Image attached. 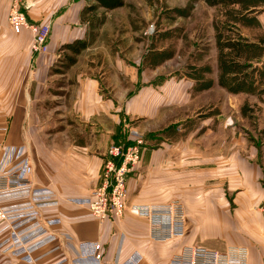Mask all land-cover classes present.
Returning <instances> with one entry per match:
<instances>
[{
	"label": "crops",
	"instance_id": "0c3cea01",
	"mask_svg": "<svg viewBox=\"0 0 264 264\" xmlns=\"http://www.w3.org/2000/svg\"><path fill=\"white\" fill-rule=\"evenodd\" d=\"M13 2L0 0V145L12 149L5 170L21 171L29 163L34 180L51 186L59 198L58 205L40 211L53 237L28 245L34 263L98 264L94 245L99 243L104 258L116 264H165L184 244L214 249L242 244L249 248L248 264H264L263 227L256 210L264 200L260 184L264 163L259 151L264 141L237 136L233 130L232 145L226 148V124L239 119L226 118L219 104L210 109L214 113L200 110L204 105H194L193 89L183 74L170 72L167 78L146 84L161 72L164 61L172 66L174 61L166 57L153 74L143 71L139 66L145 46L141 25L133 27L124 19L121 49L115 56L114 41L107 39L111 34L106 35L111 26L104 25L100 37L65 68V55L71 53L62 45L88 39L86 7L97 2L20 0L30 21H52L48 51L42 54L32 51L29 30L14 33L8 24ZM261 21L264 27L262 17ZM219 37L222 42L223 35ZM214 58L218 70L210 74L211 83L199 89L203 94L225 87L219 83L221 69ZM263 59L239 57L237 62L258 69L264 66ZM247 73L233 69L231 76L244 85L247 79L264 78V74L251 78ZM255 85L231 93L252 95L259 90ZM241 108L236 107L240 114ZM128 124L142 134L144 144L140 162L128 174L127 210L121 218L99 223L86 203L109 146L124 141ZM18 147L24 148V155L16 159ZM176 198L185 207L186 234L169 241L151 239L147 221L130 207ZM27 204L25 198L2 201L12 209ZM9 224L0 220V248ZM233 224L240 227L238 238L229 234ZM26 254V249L0 252V264H27Z\"/></svg>",
	"mask_w": 264,
	"mask_h": 264
},
{
	"label": "rangeland",
	"instance_id": "374dc122",
	"mask_svg": "<svg viewBox=\"0 0 264 264\" xmlns=\"http://www.w3.org/2000/svg\"><path fill=\"white\" fill-rule=\"evenodd\" d=\"M214 1L124 0L122 6L112 11L102 10L97 5L90 4L86 7L84 16L89 22V36L86 41H88L89 46L94 39L100 37V29L104 25H110V32H107L106 35L111 34L107 39L114 41L112 50L115 56L121 49V47L118 48L120 45L119 38L124 35V19L128 20L133 27L141 25L142 30H144L145 46L141 59L142 65L139 66L143 67V71L153 74L155 66L166 57H172L174 61L173 66L166 65V61H164L161 64V72L155 73L146 84L155 78V80H158L159 77L167 78L170 72H176L177 75L183 74L182 77H185L193 89L194 105L196 103L204 105L200 110L214 113L210 112V109L219 104V106L223 105L226 118L230 120L239 119L230 126L228 123L226 124L224 132L226 148L232 145L233 130L237 136L239 134L251 135L261 143L264 141V78L259 79V81L258 79H247L244 85L246 89L253 87L252 84L255 85L257 81L259 82L255 85L259 89L258 92L252 93V95L236 96L225 87H221L224 89L222 91L212 90L206 94H203L199 89L210 84L212 81L210 74L218 70L217 66L214 65V57L218 58L219 55L217 41L219 36L223 35L222 41L230 39L231 41L240 40L243 43H252V40L256 39L258 42L259 37L264 35L263 22L261 21V17L264 19V2L235 0L232 3V0H225L226 2L219 0L218 3H214ZM259 52L260 54H258ZM254 55L257 58L261 56L264 58V48L254 53L247 52L240 57V60L244 61V57ZM65 63L63 66L67 68ZM248 67L244 65L239 69L237 67L233 69L239 73L249 72L251 78L255 73H257L258 78L264 74V66H259L258 69ZM237 105H242V114L236 111ZM254 125L255 127H253ZM127 126V135L137 131L143 137L134 126L131 124ZM215 134L217 133L214 132L213 135ZM247 143L249 145L250 142ZM260 146L259 151L263 159L262 163H264V144H260ZM262 167L260 184L264 187V164ZM102 169L103 165L97 176L96 187L100 184ZM256 210L260 213L264 236V200L257 206ZM239 229V225L233 224L232 233L229 232V234L238 238ZM237 241L239 242L238 239ZM237 246L245 245L238 244ZM245 247L248 249L249 255V248L248 246Z\"/></svg>",
	"mask_w": 264,
	"mask_h": 264
},
{
	"label": "built area",
	"instance_id": "2783aa9c",
	"mask_svg": "<svg viewBox=\"0 0 264 264\" xmlns=\"http://www.w3.org/2000/svg\"><path fill=\"white\" fill-rule=\"evenodd\" d=\"M29 4L25 5L27 8ZM20 0H14L7 21L14 33L23 29L31 34V49L35 54L48 51V40L52 21H30L22 9ZM144 139L137 131L126 135L123 142L113 143L107 150L103 162L101 181L95 187L86 203V209L99 223L121 218L127 210L128 174L140 162ZM11 147L0 145V220L10 222L2 240L1 253L26 249L25 262L35 264L29 254V244L53 236L40 219L44 207L56 206L59 198L49 185H39L33 178V168L24 163L21 171H8ZM24 155V148L18 147L14 158ZM25 198L28 204L12 209L2 205L8 199ZM131 211L148 223V235L155 241H169L182 238L187 231V217L183 202L176 198L162 204H136ZM94 259L98 264H116L104 258L101 244L94 245ZM248 249L245 246L230 245L223 250L201 244H184L176 249L165 264H248Z\"/></svg>",
	"mask_w": 264,
	"mask_h": 264
},
{
	"label": "trees",
	"instance_id": "16d2710c",
	"mask_svg": "<svg viewBox=\"0 0 264 264\" xmlns=\"http://www.w3.org/2000/svg\"><path fill=\"white\" fill-rule=\"evenodd\" d=\"M95 1L97 2L98 6H102L107 9L117 8L124 4V0H95ZM218 2L219 0L214 1V3H218ZM222 2H226V1L223 0ZM231 2L233 3L235 2V0H232ZM259 2L263 3L264 0H259ZM87 46H88V41L81 39H77L71 43H66L62 45L63 49H67L71 53L65 55L66 66L73 64L76 60L75 56L79 54ZM224 48H228V50L225 51ZM261 48H264V35L260 36L258 42L255 43H243L240 40L231 41L230 39L229 40L226 39L225 41L221 42L219 37L218 63L221 69L219 83L225 86L232 93H236L242 90L244 88L243 82L240 80L235 81L234 77L231 76V73L233 72V68L237 67V69H239L240 67H243L245 65V64L240 65V63L237 62L239 57L250 51L252 53L258 52L261 50ZM258 54H260V52Z\"/></svg>",
	"mask_w": 264,
	"mask_h": 264
}]
</instances>
